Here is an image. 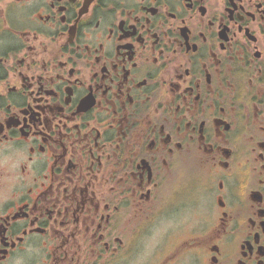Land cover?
I'll return each mask as SVG.
<instances>
[{"label": "flooded vegetation", "instance_id": "flooded-vegetation-1", "mask_svg": "<svg viewBox=\"0 0 264 264\" xmlns=\"http://www.w3.org/2000/svg\"><path fill=\"white\" fill-rule=\"evenodd\" d=\"M0 264H264V0H0Z\"/></svg>", "mask_w": 264, "mask_h": 264}]
</instances>
